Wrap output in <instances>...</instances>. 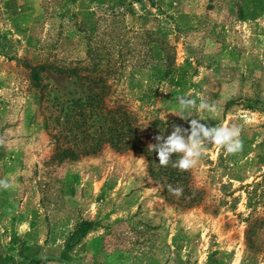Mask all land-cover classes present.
Masks as SVG:
<instances>
[{"label":"rangeland","instance_id":"rangeland-1","mask_svg":"<svg viewBox=\"0 0 264 264\" xmlns=\"http://www.w3.org/2000/svg\"><path fill=\"white\" fill-rule=\"evenodd\" d=\"M182 117L241 127L243 150L171 176L179 154L132 149ZM0 180V264H264V0H0Z\"/></svg>","mask_w":264,"mask_h":264},{"label":"clouds","instance_id":"clouds-1","mask_svg":"<svg viewBox=\"0 0 264 264\" xmlns=\"http://www.w3.org/2000/svg\"><path fill=\"white\" fill-rule=\"evenodd\" d=\"M181 111L195 109L199 112L207 111L216 113L217 106L209 103L203 96L199 97V103L189 96H179L176 98ZM188 128L178 124L171 125V132L164 136L158 134L153 137L155 143L149 144V149L156 153L159 166L167 167L172 162V156L179 154V159L172 162V167L180 171H188L197 166L204 150L209 145H215L223 149L226 154H236L243 150V140L241 139V127L233 125L210 126L201 123L200 119H189ZM11 185L6 180H0V188L8 189ZM170 193L176 197L183 194L182 187L168 186Z\"/></svg>","mask_w":264,"mask_h":264},{"label":"trees","instance_id":"trees-1","mask_svg":"<svg viewBox=\"0 0 264 264\" xmlns=\"http://www.w3.org/2000/svg\"><path fill=\"white\" fill-rule=\"evenodd\" d=\"M86 15L89 17L91 15V13L88 12ZM45 68H48V66L43 65V64L36 66V67L27 66L28 79H29L32 86H35L37 88H41L39 72L43 71ZM79 70H80V68H78L76 66L71 67V68H64V69L63 68L62 69L61 68H54L53 69V71L56 73L66 74L68 77H76V78H80ZM167 74H168L167 72L166 73L164 72L162 74V77H166ZM102 140H104V139H102ZM115 141L116 140H109L108 143L116 151H121L123 149L122 148L123 146L120 144V142H115ZM117 141H120V140H117ZM116 143H119V144H116ZM97 146H98V144L96 142L93 145L88 146L86 151L87 152L91 151L92 153H94L95 152L94 147H97ZM132 149L137 150L139 153H143V151H149V148H146V147L143 149L142 147L137 148V147L133 146ZM81 153H84L83 150L81 151ZM58 156L60 157V159H65V158L66 159L67 158L74 159L77 157V155L72 150H69V149L62 150ZM146 157L149 158L148 154L146 155ZM171 169H173L172 163H171V166L168 167V170L172 171V172H170V174H171V176H174V174H173L174 171ZM98 223L99 222H97V221H88V220L79 221L74 226V229L72 230V232H70V234L66 238L63 248L66 249L67 251H69L70 248H72L75 244H77L82 237H84L88 232L93 230L95 228V226L99 225Z\"/></svg>","mask_w":264,"mask_h":264}]
</instances>
